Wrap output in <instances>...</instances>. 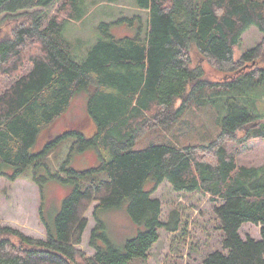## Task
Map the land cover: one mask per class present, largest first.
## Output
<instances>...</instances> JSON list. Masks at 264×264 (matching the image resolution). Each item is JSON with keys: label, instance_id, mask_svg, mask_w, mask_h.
<instances>
[{"label": "trees", "instance_id": "1", "mask_svg": "<svg viewBox=\"0 0 264 264\" xmlns=\"http://www.w3.org/2000/svg\"><path fill=\"white\" fill-rule=\"evenodd\" d=\"M133 1L145 12V22L135 13L101 23L102 36L77 61L64 37L66 21L48 16L58 0H0V177L12 182L32 168L42 198L49 182L66 189L53 221L39 208L44 239L0 220V264L147 263L159 230L176 232L180 225L175 213L162 221L161 202L152 198L164 181L176 192H202L212 202L222 249L206 253L200 264H264V164L239 165L226 147L241 150L264 141V117L250 113L249 87L244 90L247 80L264 88V0ZM69 5V18L82 21L84 0ZM5 21L9 34L3 31ZM114 25L134 34L115 36ZM251 26L262 39L234 60V49ZM203 65L222 78L211 81ZM217 89L225 115L213 141L135 148L145 132L179 124L187 110L204 105ZM79 94H85L93 134L86 136L81 123L52 132ZM69 137L68 155L52 173L48 156ZM88 150L96 152L94 166L75 170L74 157ZM125 201L128 217L142 230L116 247L100 214ZM90 209L93 254L87 256L79 246ZM246 224L260 227L258 239L241 235Z\"/></svg>", "mask_w": 264, "mask_h": 264}, {"label": "rangeland", "instance_id": "2", "mask_svg": "<svg viewBox=\"0 0 264 264\" xmlns=\"http://www.w3.org/2000/svg\"><path fill=\"white\" fill-rule=\"evenodd\" d=\"M70 0H58L48 12L49 17L66 21L65 39L71 44V53L75 60H80L87 49L102 36L98 26L101 23L116 22L122 18H131L135 13L140 14L145 22V12L136 9L133 0H116L108 3L106 0H84L85 16L80 22L70 19L72 7ZM3 31L9 34V21L2 23ZM46 25V20L43 22ZM110 32L115 36H132L129 29L114 25ZM262 39L257 27H249L241 36V42L234 49V60H237L248 50L254 48ZM194 62L198 57L193 56ZM211 81L222 78L208 65H203ZM252 82L247 80L244 90L249 87L247 107L255 116L264 117V88L251 89ZM219 89L213 91V97L204 105L194 106L187 110L180 123L169 128H154L145 132L136 142L135 148L148 145H160L173 142L179 146L207 145L220 132V117L225 115V99L217 95ZM217 95V97L215 96ZM85 94L77 95L68 111L60 117L52 128V132L59 133L66 127L82 124L86 136L93 134V123L86 116ZM73 142L69 137L62 141L48 156L46 161L51 172L58 170L59 164L65 160ZM228 152L234 154L239 165L258 166L264 164V141L256 140L247 144V148L238 149L228 143ZM96 152L88 150L77 154L72 167L77 171H85L94 166ZM32 168H28L19 178L10 182L0 177V220L2 224L18 229L27 236L36 239L45 238V230L39 219V208L48 221H53L60 209L65 188L56 182H49L41 197L39 187L32 181ZM95 176L104 178L103 173ZM83 187V183H80ZM152 198L160 200L162 205L161 220L165 222L170 214L175 213L180 218L179 229L176 232L159 230V240L149 252L148 261L134 260L131 264H200L202 257L211 250H221L222 233L214 228L212 202L208 195L202 192L183 193L174 191L167 181L162 182L152 194ZM127 201L118 209H110L100 214L105 223V232L112 244L122 247L124 243L134 238L142 227L135 225L126 212ZM92 210L87 213L88 225L79 246L84 254L91 256L93 250L88 245L89 234L94 226ZM257 227L243 225L242 236H257Z\"/></svg>", "mask_w": 264, "mask_h": 264}, {"label": "crops", "instance_id": "3", "mask_svg": "<svg viewBox=\"0 0 264 264\" xmlns=\"http://www.w3.org/2000/svg\"><path fill=\"white\" fill-rule=\"evenodd\" d=\"M214 220H215V219H214V216H213V222H215ZM246 225H251V224H246ZM256 227H257V229H258V231H257V236H254V237H251V236H250L251 238H254V239H258V238H259V228H260V227H258V226H256ZM241 228H242V227H241ZM240 233H241V230H240Z\"/></svg>", "mask_w": 264, "mask_h": 264}]
</instances>
